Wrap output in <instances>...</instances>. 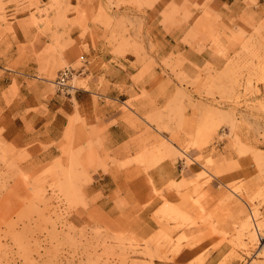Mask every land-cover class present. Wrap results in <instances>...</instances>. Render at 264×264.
<instances>
[{"label": "rangeland", "instance_id": "obj_1", "mask_svg": "<svg viewBox=\"0 0 264 264\" xmlns=\"http://www.w3.org/2000/svg\"><path fill=\"white\" fill-rule=\"evenodd\" d=\"M104 1L115 8L130 3ZM227 1L222 10L241 7L239 14L221 15L209 0L167 6V16L183 13L188 28L181 42L201 62L169 55L159 69L142 61L143 74L156 68L177 85L166 79L153 96H134L153 105L148 114L138 115L129 102L120 107L152 125L144 127L150 135L141 156L121 165L137 164L145 173L180 160L194 168L188 175L160 189L148 183L142 199L135 191L131 199L114 192L113 208L103 213L89 209L96 200L83 191L92 182L88 172L103 162L79 158L68 131L59 157L39 162L30 159L36 152L7 143L0 128V264H191L217 249L225 250L219 264H264V0ZM106 12L99 0H0V57L8 40L19 57L29 46L34 79L52 94L58 72L70 69L71 89L61 95H71L83 85L77 72L84 51L69 39L70 29L93 45L98 37L89 25L101 28L98 39H122ZM39 36L47 45L33 51ZM17 66L8 62L5 69ZM190 149L198 156L187 158ZM142 212L152 223L147 233Z\"/></svg>", "mask_w": 264, "mask_h": 264}, {"label": "crops", "instance_id": "obj_2", "mask_svg": "<svg viewBox=\"0 0 264 264\" xmlns=\"http://www.w3.org/2000/svg\"><path fill=\"white\" fill-rule=\"evenodd\" d=\"M181 1L140 0V5H137L130 0V3L115 8L99 0L100 5L108 10L107 15L117 19L118 31L123 33V37L115 42L98 39L101 28L89 25L98 37L93 45L88 36L77 39L79 30L76 27L70 29L69 39L75 40L76 46L84 51L82 66L77 72V77L81 76L84 81L68 96L56 92L51 94L45 82L34 79L29 46L19 57L15 53V42L7 41L9 47L0 57L1 136L16 148L26 149L28 153L36 152L30 159L40 162L59 157L58 146L64 143V135L68 131L71 148H79V158L103 162L88 172L92 182L83 188L87 198L96 200L88 206L89 209L108 213L113 208L111 196L114 192H121L124 198L131 199L130 192L135 191L139 193L135 198L142 199L149 191L148 183L154 189H160L166 183L179 179L183 173L188 175L194 171L193 167L185 168L180 160L175 164L163 160L145 173L137 164L121 165L141 156L143 139L150 135L144 127H152L138 115L150 113L153 105L147 98L138 100L134 96L141 91L153 96L160 86H164L166 79L177 85L166 72L165 77L160 75L159 60L169 55H180L190 62H201L202 57L192 53L181 42L188 28V24L180 19L183 13L179 11L167 16V6L179 5ZM209 1L208 6L224 16L237 15L242 10L241 7L230 8L227 13L222 10V4L225 1V5L230 6V1ZM122 22L123 26L120 25ZM44 45L47 41L39 36L33 41V51H40ZM148 58L159 69L153 68L143 74L142 61ZM8 62H16L18 66L14 70L5 69ZM166 89L172 90L171 87ZM126 102L136 109L138 115L132 110H127V113L120 110ZM185 156L193 159L198 156V151L190 149ZM165 198L169 199L171 195H165ZM147 215L146 212L140 215L146 225L145 233L152 227L151 221L145 218ZM224 253L225 250L217 249L210 252L202 263L191 264H219ZM153 264L181 263L154 261Z\"/></svg>", "mask_w": 264, "mask_h": 264}, {"label": "built area", "instance_id": "obj_3", "mask_svg": "<svg viewBox=\"0 0 264 264\" xmlns=\"http://www.w3.org/2000/svg\"><path fill=\"white\" fill-rule=\"evenodd\" d=\"M72 70L64 68L61 71L58 72L55 81L54 86L56 87V92L59 94H66V92L71 89V87L67 84L70 80ZM263 236L259 237V239H262Z\"/></svg>", "mask_w": 264, "mask_h": 264}]
</instances>
